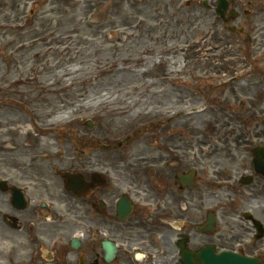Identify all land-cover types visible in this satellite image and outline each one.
<instances>
[{
  "label": "flooded vegetation",
  "instance_id": "af4514ba",
  "mask_svg": "<svg viewBox=\"0 0 264 264\" xmlns=\"http://www.w3.org/2000/svg\"><path fill=\"white\" fill-rule=\"evenodd\" d=\"M169 66L140 81L137 102L126 99L134 90L114 94L105 113L87 95L67 102L62 143L20 132L24 147L0 160V264H182L181 248L212 245L264 264L256 244L264 241V107L224 112L227 83L201 84ZM260 85L238 92L262 99ZM214 89L224 96L210 99ZM206 104L209 115L183 112ZM80 107L92 112L89 125L71 117ZM27 122L37 138V126L49 124ZM234 243L243 247L223 245Z\"/></svg>",
  "mask_w": 264,
  "mask_h": 264
},
{
  "label": "rangeland",
  "instance_id": "374dc122",
  "mask_svg": "<svg viewBox=\"0 0 264 264\" xmlns=\"http://www.w3.org/2000/svg\"><path fill=\"white\" fill-rule=\"evenodd\" d=\"M198 2L59 0L56 2L59 9L49 11L48 5L36 6L35 0H0V160L5 150L16 152L24 147L20 132L28 130V117L46 120L60 115L63 120L67 102L76 100L78 94L91 96L90 102L97 108L102 107L101 111L105 108L98 103L105 97L119 95L120 91L134 90V95L126 99L129 104L137 102L135 91L143 93L144 90L140 81L145 76L155 81L153 71L163 54L159 49L164 48L153 49L152 46L160 38L165 41L171 38V46L175 44L178 48V54L169 53L174 59L171 69L189 65L191 71L197 73L196 77L229 82L224 91L231 103L224 104V112H236L241 104L248 110H256L257 105L264 107V95L260 101L257 94L244 97L239 93L248 84L264 83V0H238L239 7L249 8L252 12L245 20L246 25L243 13L239 11L242 19L234 24L245 26L242 36L221 30L214 15ZM41 12L51 14L45 18ZM196 46H200L199 51ZM182 49L191 55L185 65L183 57L186 54L180 53ZM161 59L169 61L164 56ZM236 70H239V80L235 82L232 76ZM257 88V93H264L263 85ZM215 92L214 89L210 99L224 96L220 90ZM231 92L238 99L233 98ZM117 98L115 96L113 100ZM203 112L205 116L211 110L207 108ZM91 114L80 107L71 117L75 121L85 120L91 118ZM100 116L103 118L105 114ZM57 122L60 123L53 136L37 138L29 128L30 138L62 143L67 125ZM99 122L105 123V120ZM108 129L113 131L112 127ZM0 172L6 174L3 166ZM249 243L245 242L251 249ZM256 244L260 252L264 251V241Z\"/></svg>",
  "mask_w": 264,
  "mask_h": 264
},
{
  "label": "water",
  "instance_id": "95a60500",
  "mask_svg": "<svg viewBox=\"0 0 264 264\" xmlns=\"http://www.w3.org/2000/svg\"><path fill=\"white\" fill-rule=\"evenodd\" d=\"M221 7H225L226 3L224 0H219ZM197 260L198 264H255L254 260L249 258H244L237 254H232L229 252H224L220 254H215L214 249L210 247H202L195 255H192L191 258L187 256L184 261L190 264V261L187 259Z\"/></svg>",
  "mask_w": 264,
  "mask_h": 264
},
{
  "label": "bare ground",
  "instance_id": "6f19581e",
  "mask_svg": "<svg viewBox=\"0 0 264 264\" xmlns=\"http://www.w3.org/2000/svg\"><path fill=\"white\" fill-rule=\"evenodd\" d=\"M61 119V116L60 115H57L56 116V119H55V122H57V120H60Z\"/></svg>",
  "mask_w": 264,
  "mask_h": 264
}]
</instances>
